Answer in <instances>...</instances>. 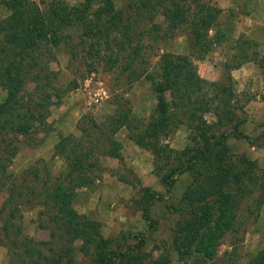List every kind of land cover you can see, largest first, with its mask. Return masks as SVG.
Returning <instances> with one entry per match:
<instances>
[{
    "label": "trees",
    "instance_id": "trees-1",
    "mask_svg": "<svg viewBox=\"0 0 264 264\" xmlns=\"http://www.w3.org/2000/svg\"><path fill=\"white\" fill-rule=\"evenodd\" d=\"M0 5L6 10L0 16V242L7 247V263L79 264V257L87 256L91 264H109L123 256L109 247L97 220L73 207L77 190L101 175V158H120L114 134L123 128L128 139L150 152L167 190L178 174L189 178L170 238L177 261L233 264L220 258L218 247L236 230L242 202L248 198L264 205V181L254 161L235 156L227 142L230 135L248 138L240 129L245 100L235 94L229 71L252 61L264 75V52L257 42L239 34L221 63L220 77L208 80L198 74L196 61L224 38L220 9L210 0H126L119 7L113 0H0ZM177 31L189 35L187 53L161 50L156 71H148L142 39L154 41L159 33L165 40ZM58 48L71 68L82 65L90 72L105 66L127 87L144 79L154 104L147 117H140L125 97H115L113 110L99 119L80 117L77 135L57 136L52 154L63 165L55 174L40 159L17 175L9 167L20 146L38 142L50 105L77 87L75 79L56 84L50 63ZM179 126L187 131V142L175 150L165 140ZM261 129L248 142L264 137V122ZM30 209L36 210L45 239L23 233L21 213ZM246 264H264V244Z\"/></svg>",
    "mask_w": 264,
    "mask_h": 264
},
{
    "label": "rangeland",
    "instance_id": "rangeland-1",
    "mask_svg": "<svg viewBox=\"0 0 264 264\" xmlns=\"http://www.w3.org/2000/svg\"><path fill=\"white\" fill-rule=\"evenodd\" d=\"M65 1L75 4L80 0ZM113 1L119 7L124 6L126 0ZM210 2L213 4V0ZM5 14L6 10L0 5V16ZM224 19V16L218 14L219 27L225 38L233 32V25H229L228 19L227 23L224 22ZM154 20L163 26L161 18L156 17ZM158 34L154 41L142 39L145 43L142 55L147 60L146 69L150 72L156 71L157 53L161 50L179 54L188 51L189 35L185 31H177L165 40L160 39ZM224 38L222 41H225V47L233 44V38ZM218 44L212 46L204 59L196 61L197 71L203 70L212 79H218L222 73V58L215 53L219 52ZM259 44L257 48L264 52L262 41ZM67 63L66 52L58 48L55 61L50 63L51 69L57 71L56 84L63 86L70 79H75L77 87L67 90L59 103L50 105L45 129L36 134L38 142L35 145L20 146L9 167L17 175L40 159L55 174L63 165L62 160L52 154L57 136L67 133L77 135V120L85 115L99 119L101 115L111 112L115 97H125L132 111L140 117H147L154 104L149 83L142 78L127 87L115 71L105 70V66L97 65L87 72L85 66L74 65L71 68ZM101 88L104 92H101ZM235 94L240 101L245 102L251 96L240 92ZM260 96L264 100V91L260 92ZM262 109L259 116L243 110L245 121L240 129L248 138L230 135L227 142L235 156H244L254 161L256 173L264 181V137L248 142L262 130L264 104ZM186 133L185 128L179 126L165 141L172 149L179 150L187 142ZM114 137L120 145V158H101V175L92 185L77 190L73 200L74 209L97 220L100 234L109 240V247L116 254L123 252L120 259L109 264H147L149 260L157 258H162L164 264H181L172 250L170 238L181 217L179 209L184 203L180 194L189 178L185 174H178L172 188L167 190L153 170L150 152L128 139L123 128L116 131ZM2 199L3 193L0 192V202ZM237 218L236 230L224 235L218 247V255L233 264H246V260L264 244V205L256 206L247 198L242 202ZM21 221L23 233L34 239L46 238V230L36 224L35 209L24 210ZM126 256L130 258L126 259ZM7 258V247L0 242V264H8ZM79 264L91 263L87 256H80Z\"/></svg>",
    "mask_w": 264,
    "mask_h": 264
},
{
    "label": "crops",
    "instance_id": "crops-1",
    "mask_svg": "<svg viewBox=\"0 0 264 264\" xmlns=\"http://www.w3.org/2000/svg\"><path fill=\"white\" fill-rule=\"evenodd\" d=\"M213 4L220 9L219 15L224 16V22L227 23L228 19L229 25H233V32L228 34L231 39L243 34L256 40L257 44L260 43L259 45L262 41L264 47V0H213ZM224 44L225 41H221L217 45L219 52H215L219 58H222L221 62L232 53V45L225 47ZM197 72L205 79H212L203 70L199 69ZM229 73L233 79L234 91L251 95L245 102L244 110L248 114L254 112L253 116L261 115L264 100L260 96V92L264 91V75L257 65L252 61H247L237 68L231 69ZM102 89L101 92H104Z\"/></svg>",
    "mask_w": 264,
    "mask_h": 264
}]
</instances>
